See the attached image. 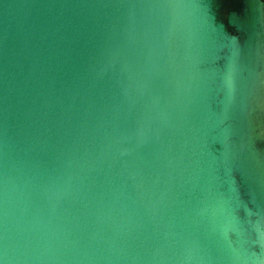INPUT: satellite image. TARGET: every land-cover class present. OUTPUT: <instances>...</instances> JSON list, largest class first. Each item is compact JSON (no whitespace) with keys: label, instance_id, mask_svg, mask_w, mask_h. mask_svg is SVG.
I'll return each instance as SVG.
<instances>
[{"label":"water","instance_id":"obj_1","mask_svg":"<svg viewBox=\"0 0 264 264\" xmlns=\"http://www.w3.org/2000/svg\"><path fill=\"white\" fill-rule=\"evenodd\" d=\"M263 50L264 0H0V264H264Z\"/></svg>","mask_w":264,"mask_h":264},{"label":"bare ground","instance_id":"obj_2","mask_svg":"<svg viewBox=\"0 0 264 264\" xmlns=\"http://www.w3.org/2000/svg\"><path fill=\"white\" fill-rule=\"evenodd\" d=\"M258 75L253 82L254 90L249 110V121L251 133L258 135V138L264 141V50L262 61L260 62Z\"/></svg>","mask_w":264,"mask_h":264}]
</instances>
